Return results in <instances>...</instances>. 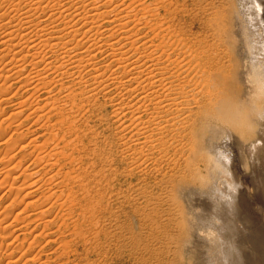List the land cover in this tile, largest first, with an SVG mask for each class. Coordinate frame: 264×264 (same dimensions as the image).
<instances>
[{"label":"bare ground","instance_id":"bare-ground-1","mask_svg":"<svg viewBox=\"0 0 264 264\" xmlns=\"http://www.w3.org/2000/svg\"><path fill=\"white\" fill-rule=\"evenodd\" d=\"M121 1L132 0H0V114L14 110L0 122V187L9 183L7 192L16 191L0 212L6 264L38 260L33 244L46 239L51 222L40 204L47 192L34 196L44 184L48 192L65 190L80 177L78 119L94 114L98 96L110 101L122 139L129 135L121 149L130 172L155 158L166 135L193 136L191 176L201 187H189L184 199L194 217V264H264V110L254 129L240 102L256 89L264 92V0H236L238 11L227 18L229 40L223 23L215 28L208 21L225 41L212 35L213 43H196L188 52L179 43L172 53L156 33L154 15L151 25L136 12L146 0H133L134 9ZM29 117L31 126L45 129L46 141L43 132L25 140L28 132L20 128ZM205 128L218 131V139L201 138ZM29 147L34 151L24 153ZM197 147L208 156L200 157ZM19 199L25 207L12 214ZM40 227L43 234H34Z\"/></svg>","mask_w":264,"mask_h":264},{"label":"rangeland","instance_id":"rangeland-1","mask_svg":"<svg viewBox=\"0 0 264 264\" xmlns=\"http://www.w3.org/2000/svg\"><path fill=\"white\" fill-rule=\"evenodd\" d=\"M133 2L132 0L123 4L121 1L118 4L125 7L131 5L134 9L137 5ZM145 2L147 3L143 11L140 12L138 8L136 12L150 21L151 25L155 22L159 24L156 33L165 37L166 46L170 47L171 53L176 52L179 43L183 52H188L199 42L213 43L222 37L225 41L229 38L228 35H231L226 33L229 29L227 18L229 14L236 15V10L238 11L236 0ZM155 9L158 10L157 13ZM152 14L155 22L150 20ZM208 21L212 22L215 28L217 24L223 23L226 38L222 31L216 35L211 32L207 27ZM148 28L150 29V26ZM150 37L153 38L154 34L150 33ZM231 42L233 43V39ZM140 46L146 49V52L153 51L151 45L142 46L140 42ZM148 46L151 50L147 48ZM226 47L224 45L223 50L220 47V51L222 50L220 56L225 53ZM3 84L0 81V86ZM240 102L250 121H253V128L257 129L259 124L257 112L264 110V92L256 89L255 93L248 97L244 96ZM91 108L94 111L92 116L86 114L78 119L81 143L78 144L79 150L75 151L74 155L81 162L74 169H79L77 178L81 173L78 178L80 180L77 179L65 190L56 187L51 192H48V187L44 184L41 191L38 190L34 196L41 198L40 204H45L41 206L45 207V214L47 213L48 217L46 220H50L51 223L47 230L40 227L38 232L34 233L40 236L44 231V235H49L46 239L45 236L44 238L41 236L43 240L41 237L38 238V245L33 244V258H39L29 264H194L193 252L197 246L194 244L192 246L190 234L194 217L188 211L184 199L189 187H201L200 180L191 176L194 159L190 156L189 145L193 136H188V133L166 135L164 143L156 149L155 158L147 161L145 166L142 165L137 171L130 172L131 164L123 158L124 152L123 148L121 149L124 139H128L129 135L124 133L125 137L122 139V135L118 133V125L111 119L110 101L98 96ZM12 111L13 108L0 114V122ZM27 114L28 112L24 113L25 116ZM33 121L34 118L29 117L20 130L28 132L25 136L26 141L43 132V138L40 140L42 141L46 131L43 128L40 131L39 125L31 126ZM9 124L10 122H4L5 127ZM211 125L218 126L215 122H211ZM13 129L10 131H14ZM199 134L201 138L206 137V141L215 134V139L219 137L218 131L214 134L207 128ZM30 150L34 151L33 147H29L24 153ZM200 150L198 147L195 148L200 157L206 158L207 153ZM22 155L19 154L15 159H20ZM28 163L26 160L22 165L27 166ZM21 168L22 166L11 172V175L20 172ZM2 178L0 176V180ZM20 183L21 178L16 181V185ZM7 184L9 183L0 187V212L5 206L10 205L16 195L15 190L7 192L9 189ZM43 190V193H47L42 196ZM25 192L27 191L21 194ZM21 194L19 193V196ZM52 194L53 198L50 196ZM17 201L18 203L10 206L13 208L12 214L25 207V201L20 202V199ZM14 247L15 245H12L9 249ZM5 249L4 245L3 250ZM0 252V264H6L8 256H5L4 251Z\"/></svg>","mask_w":264,"mask_h":264}]
</instances>
